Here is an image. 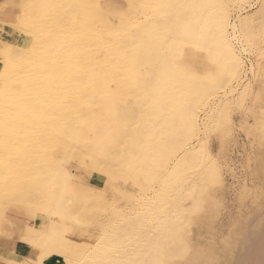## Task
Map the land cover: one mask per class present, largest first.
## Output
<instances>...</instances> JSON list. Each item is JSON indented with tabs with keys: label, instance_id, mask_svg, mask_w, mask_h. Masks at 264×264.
I'll return each instance as SVG.
<instances>
[{
	"label": "rangeland",
	"instance_id": "rangeland-1",
	"mask_svg": "<svg viewBox=\"0 0 264 264\" xmlns=\"http://www.w3.org/2000/svg\"><path fill=\"white\" fill-rule=\"evenodd\" d=\"M40 1L41 5L34 6L29 1L16 19L15 30L22 35L19 44H46L39 52L42 58H32V64L49 68L59 62L58 68L70 78L75 91L71 92L68 88L66 102L61 106L60 112H67L63 116L65 121L70 118L73 101L83 104L81 110L87 120L93 113L99 117L93 118L94 125L87 122L78 135L69 131L52 138H42L45 133L36 131L35 127L30 129V123L34 126L32 117L46 109L43 107L44 99L37 96L38 86L15 85L12 91L10 89V94L15 93H12V99L9 91L7 95L0 89V132L5 133L7 144V147L0 144V153L15 150L9 155V160L16 168H24L17 180L11 176L0 180V212L15 198L35 199L36 204L32 202L30 207L47 213V220H50L48 230H40L42 236L50 239L57 229L60 230L56 239L57 245L62 247L48 254L59 253L63 257V264H83L82 256L92 248L94 257L88 264H264L263 193L260 197L257 191L263 181L264 134L263 130L259 132L255 129L262 113L264 124V19L261 14L253 15L249 30L237 20L241 14L252 15L260 7L261 1L222 0L230 13L229 22H236L238 29L229 26L227 35L238 61L225 55L214 18L206 22H201V17L190 19L187 27L191 28L184 32L185 0H126L131 4L129 8L127 4L121 14L110 13L109 20L104 22L93 14L88 0H35L37 3ZM209 2L215 12L217 2ZM46 3L49 7L44 8ZM200 5L203 16L202 13L208 8ZM125 16L132 18L129 25L125 23ZM142 21L153 24L150 39L140 33ZM183 38L191 47L200 43L202 52L209 51L218 62L224 61L216 70L204 65L198 71L202 79L198 78L185 90L183 68L177 74L178 80V76L173 77L174 73L170 72V76L168 71L157 68L150 57L143 55L144 50L141 55L134 52H137L140 44L146 48L147 43L146 50L156 53L158 61L162 63L167 58L172 59V54L168 57L169 53H166L167 43ZM80 46L89 47L97 63H109L105 69H100L103 72L98 70L90 74L92 70L87 65L88 60L79 59L80 54H75ZM4 48L5 45L0 44V66L8 61L3 57ZM109 50H114V54H110ZM175 54L179 52L175 51ZM84 70L89 72L86 90L79 88L81 83L78 80V71ZM204 70L207 71L205 75ZM213 70L216 72L212 73ZM58 76L49 75V85L59 87V83H55ZM159 77L166 78L168 83ZM171 82L174 88H171ZM245 85H249V93L240 99ZM15 100L23 105L16 106ZM12 101L16 103L14 107ZM113 101L115 115L112 113ZM91 104L94 108L90 107ZM10 107L12 112L9 111ZM5 112L9 114L6 116ZM194 113L199 127L193 131L189 115ZM29 115L32 116L28 117L32 121L30 123L25 122V117ZM68 124L66 126L70 127ZM262 127L264 129V125ZM22 129L24 133L28 132L27 136L22 134ZM19 141H26V144ZM156 141L163 143L161 149L164 150H154ZM51 144L53 157L41 152ZM69 146L71 151L68 155ZM194 147L198 155L184 166L182 163L174 173L173 165L177 158ZM26 148L29 155L24 162L22 149ZM48 157L53 158L51 163L54 162L56 166H48ZM81 161L84 163L81 164ZM120 162L122 164L119 165ZM168 171L174 174L168 176ZM60 178L66 184L62 197L69 201L58 197L62 191V182L58 181ZM17 185L23 186L22 191L11 190ZM56 199L58 205L63 202L76 208L79 221L71 218L69 221L68 217L61 215L60 219L58 213H53L52 206ZM56 219L61 222L58 223ZM69 222L96 230L97 234L92 231L89 245L71 243L69 238L65 241L61 237Z\"/></svg>",
	"mask_w": 264,
	"mask_h": 264
},
{
	"label": "bare ground",
	"instance_id": "bare-ground-1",
	"mask_svg": "<svg viewBox=\"0 0 264 264\" xmlns=\"http://www.w3.org/2000/svg\"><path fill=\"white\" fill-rule=\"evenodd\" d=\"M35 1V0H34ZM33 0L31 1V4L34 6L35 5H41L42 4V1H40V3H37V2H34ZM45 1V0H44ZM55 1V0H53ZM52 1V3H53ZM175 1V0H174ZM178 1V0H177ZM183 1V0H182ZM181 3H185L184 6H187V9H186V15L183 14V19H185L186 21L183 22V30H185L184 32L186 33L188 30L187 29H190L191 27H187L188 24L190 23L189 20L190 19H194V18H197V19H200L201 17V22H206V20L210 19V18H214L215 19V28L218 30L219 34L221 35L222 37V47L225 51V55L232 58L233 60H237L238 61V56L236 55V52H235V49L233 47V44L231 43L230 39L228 38V30H230L228 27L231 26L232 28H235L236 30H238L236 28V22L235 24L232 22H229L230 20V13L228 11V9L225 8L224 4L222 3V0H215L217 2V9L216 11L214 12L213 10H215V8L213 9V7L211 8L209 6V4H211L209 2V0H185ZM261 1V4H260V7L254 11V13L252 15H239L238 16V22H240L241 26L245 25L248 29L249 28V25L252 24V21L254 18V16L256 17V15H259L261 14V18L264 19V0H260ZM45 2H48V0H46ZM51 2V1H50ZM49 2V3H50ZM78 2V1H77ZM110 2V1H109ZM166 2V0H165ZM51 3V5H52ZM170 3V2H169ZM87 4H90L91 7L90 9L93 11V14H95V16H97L99 18V20L101 21H107L109 20V17H110V13H112L113 15H117V14H121V10L119 12H115V11H106L105 7L103 6L102 4V0H88L87 1ZM111 4V2H110ZM178 4V3H177ZM200 4L202 5H205L207 9V11H204L202 13L203 16H201L200 14V8L199 6H201ZM213 4V3H212ZM79 5V4H78ZM167 5L169 6V4L167 3ZM174 5V4H173ZM176 5V4H175ZM28 6H30L28 4ZM27 6V7H28ZM48 6V3H46V6L44 8H46ZM116 6V5H115ZM179 6V5H177ZM181 6V4H180ZM179 6V7H180ZM49 7V6H48ZM119 7V6H118ZM140 7H142V5L140 4ZM81 8V7H80ZM175 8V7H174ZM211 8V9H210ZM43 9V8H42ZM79 9V7H78ZM77 9V11H79ZM81 10V9H80ZM115 10V9H114ZM26 11V10H25ZM91 11V13H92ZM130 12V10H129ZM179 12V11H178ZM74 15V13H73ZM213 15V16H212ZM254 15V16H253ZM191 16V17H190ZM79 17V16H78ZM93 17V16H92ZM174 17V16H173ZM94 18V17H93ZM154 18V17H153ZM124 19H126L125 23L127 22V25H129V22L132 20V18L130 16H125ZM172 19V18H170ZM175 19V18H174ZM137 20V19H136ZM156 20V19H155ZM158 20V18H157ZM135 21V20H134ZM138 21V20H137ZM151 21V20H150ZM65 22V21H64ZM161 22V20H160ZM179 22V21H178ZM142 25L140 26L141 27V30L142 32L141 35L142 36H145V37H148L149 39L153 36V31H152V27H153V24L152 23H148L146 21H142L141 22ZM79 24V23H78ZM154 24H156L154 22ZM138 25V24H137ZM161 25V24H160ZM238 26V25H237ZM240 26V25H239ZM186 27V29H185ZM177 28V27H176ZM175 28V29H176ZM214 28V29H215ZM160 29V28H159ZM245 29V30H246ZM24 30V29H23ZM140 30V29H138ZM137 30V31H138ZM155 30V29H154ZM249 30V29H248ZM88 31V30H87ZM136 31V30H135ZM69 32V31H67ZM190 32V31H189ZM30 33V32H29ZM191 33V32H190ZM75 34V33H74ZM176 34V33H175ZM246 34V33H245ZM251 34V33H250ZM34 35V33H33ZM71 35H72V31H71ZM123 36V35H122ZM28 37V36H27ZM64 37V36H63ZM231 37V36H230ZM86 38H88L86 36ZM94 39V37H92ZM238 38V37H237ZM90 39V38H89ZM125 39V38H124ZM179 39V38H178ZM182 39V38H181ZM30 40V39H28ZM123 40V39H122ZM126 40V39H125ZM177 40V39H176ZM170 41L167 43V48H166V53H169V55L167 54V56L169 57L170 54L171 55V58L172 59H166L164 60L165 62H159L157 57L158 55L156 53H152V50L150 49H147L146 48L148 47V44L146 43V48H144V44L143 45H139V49L136 51H134L136 54L138 55H141L142 54V51H143V55L144 56H148L151 58V61L153 60V63L154 65L157 67V68H160V69H163V71H168L169 74L170 72H172L171 74L174 73L175 76L173 77H177L180 72H182V68H183V90L185 89H189V85H192L194 83V81H196L198 78H201L200 76V71L199 69L202 68L204 65L205 67H208V68H215L216 69H219L221 67L220 64H222L224 61H220L218 62L216 60V58L213 57L212 53L211 52H202L200 50V43L199 45H193L192 47L187 44V40L183 38V40H178V41ZM128 41V40H127ZM48 42V41H47ZM40 44H35L33 42H27L26 45H20L19 43H16L12 46V48L10 50H7L6 48H4L3 50L5 51L4 53V56L5 59H7L8 61L4 62L1 66H0V89H1V92L3 93H6L8 95V91H9V94H10V89L11 91L13 90V88H15L17 85H22L23 84H27V87L31 84H34V86H38L39 89H37V93H38V97L42 98V100L44 99V102H43V107L46 108V109H43L42 111L38 112V114L33 118L31 115L33 113H31V115L25 117H22L25 122L28 121L30 123L31 120L28 119V117L30 118V116L32 117V120L34 119V126H32V123L31 126H30V129L31 128H36V131H40V132H43L45 133V135H42L41 137H47V138H52L54 135H59L61 133H64V132H72L74 135H78V133L81 132V130L85 129L86 127V124L87 122L91 123V125H94L92 124L94 121H93V118H97L99 117V115H97L96 113H93L91 118H86V115L82 112L81 110V107H82V103H80L79 101H73L72 104H71V114H70V118L69 120L65 121L63 116L67 114V112H64V113H61L60 110L62 109L61 106L63 103H65V98L68 96V88H70V91L73 92L74 88L72 86V84L70 83L71 80L70 78L67 76V74H64L63 70L61 68H58V63H55L54 65L50 66L49 68H44L38 64H35L31 62V59L32 58H42V55L41 53H39L41 51V49H43V47L46 45V44H43L41 45L42 42H39ZM55 44V43H54ZM57 45V44H56ZM55 46V45H54ZM70 46V45H69ZM260 49V48H259ZM258 49V50H259ZM135 50V49H134ZM20 51V52H19ZM165 51V49H164ZM175 51H178L179 54H175ZM19 52V54L17 55V57L15 58L16 54ZM110 54H114V50H109ZM141 52V53H140ZM80 54V58L79 59H87L88 60V63L87 65L89 66V69H91L92 71H89L91 72L90 74H92V72L95 74V72H97L98 70H102V69H105L106 66L109 65V63L107 64V62L105 61H101L100 63H97L96 62V59L95 57L92 55L91 53V49L89 47H86V46H80L79 48L76 49L75 51V54ZM91 53V54H90ZM27 54H30L31 57L29 58ZM219 55V54H218ZM221 55V53H220ZM166 56V57H167ZM53 58L56 59V56L53 55L52 56ZM142 57V56H141ZM11 58H14L11 60ZM144 59H146L145 57H143ZM50 59V58H49ZM221 59V58H220ZM161 61V60H160ZM2 62V61H1ZM62 63V61H60ZM86 66V65H85ZM87 66V67H88ZM70 67V66H69ZM7 68V69H6ZM6 69V70H5ZM109 71H110V68H107ZM204 69V68H203ZM207 69V68H206ZM205 69V70H206ZM87 70V69H86ZM86 70L84 71H78L79 75H78V80L79 82L81 83V86H79V88H85L86 90V81H87V78H88V73ZM100 72H103L101 71ZM157 70V69H156ZM205 70L203 71L204 72V75L205 73ZM209 70V69H208ZM211 70V69H210ZM215 70H213L212 73L216 72ZM51 71V72H49ZM95 71V72H94ZM199 71V72H198ZM219 71V70H218ZM222 71V70H221ZM154 72V71H153ZM220 72V71H219ZM164 73V72H163ZM167 73V72H166ZM165 73V74H166ZM168 74V73H167ZM168 74V76H169ZM170 74V76H171ZM207 74V73H206ZM49 75H59V79L57 80V82L55 83H59V87H55L54 85L51 86L49 85V83L47 82V79L49 77ZM152 75V74H151ZM160 76V75H159ZM165 76V75H164ZM213 76V75H212ZM150 77V76H149ZM167 77V76H166ZM208 77V76H207ZM160 80H166L163 79L164 77H159ZM179 78V76H178ZM92 79V78H91ZM99 79V77L97 78ZM168 79V77H167ZM202 79V78H201ZM208 79V78H207ZM95 80V79H94ZM172 81V79H170ZM176 80V78H175ZM180 80V78L178 79ZM199 80V79H198ZM163 81V82H165ZM203 81V80H202ZM201 81V82H202ZM162 82V83H163ZM173 82V81H172ZM172 82L170 84H172ZM177 82V80L175 81ZM78 83V82H77ZM165 83H168L165 82ZM200 83V82H198ZM94 84V83H93ZM168 84V85H170ZM202 84V83H201ZM252 84V83H251ZM16 85V86H15ZM163 85V84H162ZM166 85V84H165ZM165 85L163 88H165ZM166 85V86H168ZM173 86L171 88H174V84H172ZM178 85V84H177ZM198 85V84H197ZM196 85V86H197ZM200 85V84H199ZM62 86V88H61ZM78 86V85H77ZM180 85H178L179 87ZM33 87V86H32ZM31 87V88H32ZM78 88V87H77ZM75 88V89H77ZM107 88H109V86H107ZM160 88V87H159ZM170 88V87H169ZM35 89V88H33ZM32 89V90H33ZM264 90V89H262ZM34 91V90H33ZM36 91V89H35ZM75 91V90H74ZM29 92V91H28ZM13 93V92H12ZM12 93L9 95L11 96L10 98L12 99ZM184 93V92H183ZM249 93V85H245V88L242 92V94L240 95V99H243L245 96H247V94ZM15 95V93H13ZM163 94V93H162ZM174 94V93H173ZM190 94V93H189ZM184 96V94H182ZM19 96V95H17ZM14 97V96H13ZM190 97V96H189ZM225 97V96H224ZM9 98V101H11V99ZM20 98V97H18ZM86 98V97H85ZM16 99V98H15ZM28 99V98H27ZM125 99V98H124ZM185 98H183V101H184ZM17 100V99H16ZM15 100V101H16ZM21 100V99H20ZM23 101H27V100H24L22 99ZM30 100V99H29ZM109 100V99H107ZM113 99H111V102H112ZM195 100V99H194ZM32 101V100H31ZM127 101V100H126ZM186 101V100H185ZM14 102V101H12ZM12 102H8L9 104L12 103ZM20 102V101H19ZM16 101V103L14 102V104L12 105V107H14V105L16 104V106L18 104H22V103H19ZM93 102V100H92ZM5 103V102H4ZM29 103V102H28ZM114 103V101H113ZM113 103H111V107L113 106ZM184 104V103H183ZM23 105V104H22ZM25 105V104H24ZM41 105V104H40ZM4 106V105H3ZM6 106V105H5ZM186 107V104L184 105ZM2 107V105H1ZM20 107V106H19ZM24 108V106H22ZM27 107V106H26ZM25 107V109H26ZM90 107H93L94 108V105H90ZM125 107V105L123 106V108ZM127 107V105H126ZM48 108V109H47ZM101 108V107H100ZM98 108V109H100ZM114 108V109H113ZM113 110H112V113L114 114V110L116 111V107H115V103H114V106H113ZM184 108V107H183ZM201 108V106H200ZM7 109V108H6ZM11 109V107H10ZM16 109V107H15ZM75 109V110H74ZM80 109V110H79ZM9 110V109H8ZM22 110V109H21ZM10 112H12V109L9 110ZM35 111V110H34ZM80 111V112H79ZM168 112V111H167ZM9 114V112H7ZM192 113V112H191ZM4 114V112H3ZM6 114V112H5ZM6 114V116L8 115ZM26 114V113H25ZM23 114V116L25 115ZM29 113L27 112V115ZM36 114V113H35ZM263 114V113H262ZM262 114L260 115L258 121L256 122V127L255 129L258 130L259 132H261L263 130V134H264V129H263V117H262ZM115 115V114H114ZM224 115V114H223ZM197 116V115H196ZM79 118V119H78ZM22 119V121H23ZM114 119V118H113ZM112 119V121H113ZM142 120V119H141ZM189 124L190 126L192 127L193 131L194 130H198V121H197V118H195V113L194 115H189ZM137 121V120H136ZM188 121V120H187ZM21 122V121H20ZM32 122V121H31ZM70 124V127L66 126L67 124ZM226 122V121H225ZM25 124V123H24ZM68 124V125H69ZM137 124V123H136ZM226 124V123H224ZM162 125V124H161ZM169 125V124H168ZM222 125V123H221ZM112 126V125H111ZM111 126L109 127V129L111 128ZM28 127V126H27ZM166 127V126H165ZM226 127V126H224ZM229 127V126H228ZM227 127V128H228ZM98 128L102 129L101 125L99 126L98 125ZM132 128V127H131ZM223 128V127H221ZM108 129V130H109ZM15 130V129H13ZM131 130V129H130ZM135 130V129H134ZM137 130V129H136ZM226 130V129H225ZM17 131V130H16ZM20 131V130H19ZM22 131V134L24 136H27L28 135V132L24 133L23 132V129L21 130ZM99 131V130H98ZM223 131V130H222ZM106 132V131H105ZM104 134H107L105 133ZM21 134V133H20ZM51 134V135H49ZM102 134V135H104ZM110 134V131L109 133ZM131 134V133H130ZM127 135V134H126ZM187 135V134H185ZM108 136V135H107ZM128 136V135H127ZM136 135H134L135 137ZM29 137V136H28ZM40 137V138H41ZM104 137V136H102ZM101 137V138H102ZM187 137V136H185ZM13 138V137H12ZM26 138V137H25ZM109 138V137H108ZM131 138V137H130ZM162 138V137H161ZM264 138V136H263ZM5 133L3 132H0V144H3L5 147H7V144L5 143ZM19 139V138H18ZM29 139V138H27ZM104 139V138H103ZM135 139V138H134ZM170 139V138H169ZM15 140V138H14ZM17 140V139H16ZM102 140V139H101ZM164 140V139H162ZM73 141V140H72ZM155 141V140H154ZM166 141V140H165ZM20 142H26V141H19ZM167 142V141H166ZM176 142V141H175ZM174 142V144H175ZM44 143H47L44 142ZM26 144V143H25ZM43 144V143H42ZM72 144V142H71ZM70 144V145H71ZM102 144V143H101ZM163 144V143H162ZM160 142H157L156 141V144L154 143L155 147H154V150H164V149H161L162 148V145ZM165 144V143H164ZM261 144V143H260ZM21 145V144H20ZM20 145H17V146H20ZM123 145V143H122ZM120 145V146H122ZM138 145V144H137ZM172 145V144H171ZM12 146H14V144H12ZM16 146V145H15ZM103 147L101 148H104V145H101ZM108 146V144L106 145ZM166 146V145H164ZM70 147V146H69ZM21 148V147H19ZM132 149V148H131ZM180 149V147H179ZM260 149V148H259ZM75 150V149H74ZM81 150V149H80ZM123 150V149H121ZM120 150V151H121ZM51 151H53V144H51L49 147H45L43 149V151L41 150V152L47 154V155H51L53 153H51ZM69 151H71V147L69 148V150L67 151L68 152V155H69ZM78 151V150H77ZM132 151V150H131ZM262 151V150H261ZM10 152V153H9ZM12 154L15 152V150L11 151V150H7L5 153H0V180L3 179L4 177L6 176H11L12 178L14 179H18L19 178V174L21 173V171L24 169H18L16 168L15 165H13L10 160H9V155ZM123 153V151H121ZM155 152V151H154ZM22 153H23V159H24V162L27 161V156L29 155V151L27 150V148L24 150L22 149ZM41 153V155L43 154ZM120 154V152H119ZM124 154V153H123ZM40 155V156H41ZM67 153H66V156H68ZM122 155V154H120ZM157 155V154H156ZM169 155V154H168ZM195 155H198V150L196 147L190 149L184 154L182 155L180 158H177V161L174 162V165H173V170L174 173L177 171V169L181 166V164L183 163V166L185 165V163L190 160L191 158H193ZM52 156V155H51ZM147 156V155H146ZM158 156V155H157ZM53 157V156H52ZM52 157H48V166L50 167H54L56 166V164L51 163V160L53 159ZM116 157V155H115ZM205 157V156H204ZM44 158V156H43ZM42 158V159H43ZM64 158H66L64 156ZM35 159H38L40 160L39 158L35 157ZM68 159V158H67ZM117 159H118V156H117ZM30 160V159H29ZM69 160V159H68ZM113 160V159H112ZM155 160V159H154ZM45 161V160H43ZM122 161V160H121ZM84 163L83 161H81V164ZM132 164H134V162H131ZM131 163H130V166H131ZM144 163V162H143ZM203 163V162H202ZM60 164V163H59ZM63 164V163H62ZM106 164V163H105ZM122 164V162L119 163V165ZM141 164V163H140ZM201 164V163H200ZM65 165V164H64ZM147 165V164H146ZM151 165V164H150ZM46 166V165H45ZM123 166V165H121ZM197 166V165H196ZM18 167V165H17ZM20 167V166H19ZM62 167V165H61ZM114 167V166H113ZM120 167V166H119ZM204 167V166H203ZM150 168V167H149ZM201 168V167H199ZM186 169V168H185ZM138 170V169H137ZM159 170H162L159 168ZM158 170V171H159ZM213 170V169H212ZM211 170V171H212ZM57 171V170H56ZM62 171V170H61ZM185 171V170H184ZM210 171V172H211ZM59 172V171H58ZM63 172V171H62ZM180 172V171H179ZM218 172V171H217ZM56 173V172H55ZM156 173V172H155ZM154 173V174H155ZM173 173V174H174ZM184 174V172H182ZM213 173V172H212ZM61 174V173H60ZM65 174V173H63ZM171 173H167L168 176L170 175H173ZM116 175V174H115ZM215 175V173H214ZM55 176V174H54ZM119 176V175H118ZM201 176V175H200ZM204 176V175H203ZM207 176V175H206ZM205 176V177H206ZM211 176V175H210ZM57 177V175H56ZM62 177V176H61ZM69 178H71V176H67ZM117 177V176H116ZM199 177V176H198ZM215 178V177H214ZM257 178V177H256ZM44 179V177H43ZM62 178H60L59 183L61 181ZM64 179V178H63ZM67 179V178H66ZM213 179V178H211ZM218 179V178H217ZM261 179L263 180L261 183H260V186L258 188V195L261 197L262 196V193H263V188H264V167L261 168ZM56 180V179H55ZM183 180V179H182ZM195 180V179H194ZM24 181V180H23ZM71 181V180H70ZM212 181V180H211ZM221 181V180H220ZM57 182V181H56ZM62 183L61 184V195L58 196L60 197L59 199L61 198H64L62 196H64V191H66V184L65 182L62 180L61 181ZM183 182V181H182ZM187 183V182H186ZM199 183V182H198ZM19 184V182L17 183ZM190 184V183H189ZM84 186V185H83ZM189 186V185H188ZM59 187V186H58ZM193 187V186H191ZM203 187V186H202ZM201 187V188H202ZM196 188V187H194ZM23 189V186L20 185V186H15L14 188H12L11 190L12 191H22ZM188 189V187H187ZM29 190V189H28ZM28 190H27V193H28ZM196 190V189H195ZM10 191V189H9ZM54 191V190H53ZM60 191V190H59ZM51 192V191H50ZM58 192V191H57ZM33 193V192H32ZM48 193V192H47ZM193 193V192H192ZM200 193V192H199ZM66 194V193H65ZM52 196V194H51ZM67 195H65L66 197ZM39 197H40V194H39ZM38 197V198H39ZM80 197V196H79ZM79 197H78V201H79ZM84 197V196H83ZM42 198V196H41ZM45 200L46 197H44ZM64 199H67V198H64ZM82 199V198H81ZM68 200V199H67ZM74 200V199H72ZM15 201L16 203H20V204H26V205H29V206H32L31 203L33 202V205L36 204V200L33 199V198H29V199H26L24 197H18V198H15ZM14 201V202H15ZM57 199L55 200V204L52 206V212L53 213H58V216L60 217H68V220L71 221L72 219H76V221H79V219H77V215H78V211L76 212V208H71L69 207V204L66 203V204H63V202L58 205L56 203ZM69 201V200H68ZM77 201V200H76ZM81 201V200H80ZM192 201V200H191ZM13 202V203H14ZM262 202V201H261ZM51 203V202H50ZM53 203V202H52ZM65 203V202H64ZM70 203V202H69ZM81 203V202H80ZM83 203V202H82ZM1 204V203H0ZM262 204V203H261ZM10 205V204H8ZM199 205V204H198ZM189 206V205H188ZM5 207V206H4ZM2 207V208H4ZM48 207V206H47ZM59 209L58 211L56 209ZM186 208V207H185ZM17 209V208H16ZM34 209V207H33ZM180 210V209H179ZM184 211V209H183ZM42 212V211H41ZM45 212V211H44ZM53 213H50L54 216ZM184 213V212H183ZM47 214V213H46ZM49 214V215H50ZM57 218H59L57 215H55ZM127 216V215H124V217ZM185 216V215H184ZM191 216V215H190ZM60 217V219H62ZM170 217H171V214H170ZM49 218V217H48ZM71 218V220H70ZM50 219V218H49ZM52 219V217H51ZM50 221V220H48ZM67 222V220H66ZM50 223V222H48ZM69 225H67L66 227H64V233H66L67 229H68ZM38 231V232H37ZM63 233V236L61 235V237H64L65 241L68 239V236L67 235H64ZM28 234V233H27ZM44 234V233H43ZM45 235V234H44ZM47 235V234H46ZM45 235V236H46ZM25 240L29 241L30 243L34 244V245H38L42 248V254L44 255H47L49 252L55 250V249H58V247H62L60 246L59 244L57 245V239H54L53 238H46L44 236H42L40 230H37L35 229L34 232H32V234H29V235H25L23 237ZM61 241V240H60ZM64 241V240H63ZM62 241V242H63ZM64 245V244H63ZM96 246V245H95ZM98 248V246H96ZM95 248V247H94ZM94 249L92 248L91 251L87 254H85L83 257V259H81L83 261V264H88L89 261H91L93 259V251ZM99 252V251H97ZM99 254V253H98ZM96 255V254H95ZM43 256V255H42ZM41 256V257H42ZM81 257V258H82ZM96 258V257H95ZM40 259V258H39ZM44 259V258H43ZM42 259V260H43Z\"/></svg>",
	"mask_w": 264,
	"mask_h": 264
},
{
	"label": "crops",
	"instance_id": "crops-1",
	"mask_svg": "<svg viewBox=\"0 0 264 264\" xmlns=\"http://www.w3.org/2000/svg\"><path fill=\"white\" fill-rule=\"evenodd\" d=\"M29 1L31 2V0H0V44H4L7 50L22 41V35L15 30V22ZM127 1L102 0V4L106 11L119 12L126 7L129 8L131 4ZM124 6L126 7L124 8ZM91 183L94 184L92 180ZM262 202L264 204V190ZM47 216L41 211H35L29 205L20 203H11L0 212V264H63V257L59 253L52 252L44 255L40 246H36L23 238L25 235L32 234L35 229L48 230ZM56 221L61 222L60 219H56ZM67 224L71 225L70 230L66 231L64 235L68 236L71 243L89 245V238L92 231L96 233L95 229L86 227V225L84 227L77 226L73 223L70 224V222ZM59 231L57 229L56 232H52L53 240L56 239Z\"/></svg>",
	"mask_w": 264,
	"mask_h": 264
}]
</instances>
